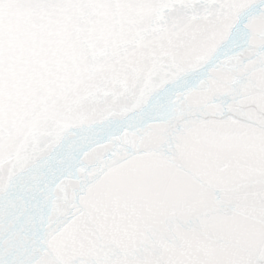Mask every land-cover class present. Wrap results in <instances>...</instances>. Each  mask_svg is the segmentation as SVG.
Instances as JSON below:
<instances>
[{"label": "snow or ice", "instance_id": "snow-or-ice-1", "mask_svg": "<svg viewBox=\"0 0 264 264\" xmlns=\"http://www.w3.org/2000/svg\"><path fill=\"white\" fill-rule=\"evenodd\" d=\"M0 264H264V0H0Z\"/></svg>", "mask_w": 264, "mask_h": 264}]
</instances>
